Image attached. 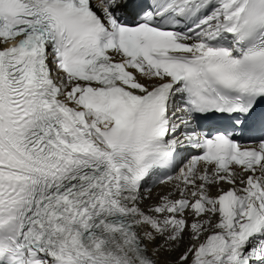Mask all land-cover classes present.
<instances>
[{"label": "snow or ice", "instance_id": "6c2138e0", "mask_svg": "<svg viewBox=\"0 0 264 264\" xmlns=\"http://www.w3.org/2000/svg\"><path fill=\"white\" fill-rule=\"evenodd\" d=\"M0 264H264V0H0Z\"/></svg>", "mask_w": 264, "mask_h": 264}]
</instances>
